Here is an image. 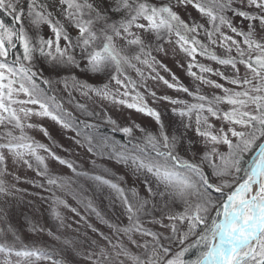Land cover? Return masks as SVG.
<instances>
[{"label":"snow or ice","instance_id":"1","mask_svg":"<svg viewBox=\"0 0 264 264\" xmlns=\"http://www.w3.org/2000/svg\"><path fill=\"white\" fill-rule=\"evenodd\" d=\"M0 264H264V0H0Z\"/></svg>","mask_w":264,"mask_h":264},{"label":"rangeland","instance_id":"2","mask_svg":"<svg viewBox=\"0 0 264 264\" xmlns=\"http://www.w3.org/2000/svg\"><path fill=\"white\" fill-rule=\"evenodd\" d=\"M43 32L45 35H47V29L46 28L43 30ZM168 63H169V67L172 68V70L175 71L177 73V75H179L181 77V80L184 83L188 84L191 82V79L184 74L183 69L177 68L175 66V64L171 61H169ZM131 75H133V77L135 78V73H131ZM170 94L174 95V93H170ZM29 175H31V174H29ZM21 186L24 187V185H21ZM68 199H69L70 203H74L71 201L70 197ZM13 223H14V226H16L17 223H23V221H20L19 218L16 217V218H14ZM40 223H42L45 227H48L51 224V221L48 219L47 215H45L44 219L42 221H40ZM21 235H22V239L26 243L31 244V243L35 242V243L40 244V245H44V244L55 245V242L50 240L46 235H41V236H37V237H32V236L28 235L26 227H25L24 233H22ZM55 246L59 247V245H55ZM194 254H195V250H193V252L188 255V258H191Z\"/></svg>","mask_w":264,"mask_h":264}]
</instances>
